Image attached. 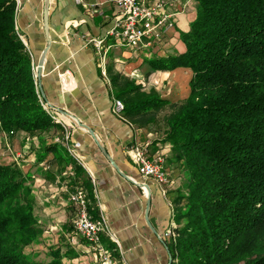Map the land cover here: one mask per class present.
Instances as JSON below:
<instances>
[{
	"label": "trees",
	"instance_id": "obj_1",
	"mask_svg": "<svg viewBox=\"0 0 264 264\" xmlns=\"http://www.w3.org/2000/svg\"><path fill=\"white\" fill-rule=\"evenodd\" d=\"M194 1L195 17L180 34L184 52L150 60L158 69L189 68L188 96L170 103L120 74L110 76L111 93L139 127L170 109L159 141L170 145L164 166L184 175L171 196L179 226L167 240L171 264H264V0ZM15 10L14 0H0V132L56 130L60 141L62 128L38 96ZM56 145L72 167L68 191L82 188L96 217L84 170L60 142L43 148ZM27 179L15 162H0V264H62L58 248L45 260L25 253L41 234ZM102 241L113 257L115 245Z\"/></svg>",
	"mask_w": 264,
	"mask_h": 264
},
{
	"label": "crops",
	"instance_id": "obj_2",
	"mask_svg": "<svg viewBox=\"0 0 264 264\" xmlns=\"http://www.w3.org/2000/svg\"><path fill=\"white\" fill-rule=\"evenodd\" d=\"M163 1L172 13V26L150 44L144 41L136 49L122 47L123 50L107 34L119 15L111 0H19L15 10L17 32L26 43L35 68L38 96L51 116L68 127L70 141L79 144L82 169L93 179L96 212L105 215L117 242L116 246L109 240L116 247L112 264L172 261L167 240L175 226L171 196L176 180L168 176L160 184L141 176L125 152L128 146L146 141L150 152L167 156L170 145L159 142L160 138L128 117L113 114L110 80L111 75L120 74L144 90L153 88L170 103L188 96L189 68L158 69L150 60L184 52L180 34L189 30L195 17V1ZM90 39H102L107 47L103 63ZM62 77L71 89L64 88ZM58 135L56 130L43 136L16 131L9 137L0 132V162H15L27 175L34 216L41 231L25 253L45 260L51 250L58 248L62 264H101L85 242L78 239L77 244L67 243L73 209L64 183L69 181L72 167L57 145L46 151L43 148L60 142ZM67 255H71V261Z\"/></svg>",
	"mask_w": 264,
	"mask_h": 264
},
{
	"label": "built area",
	"instance_id": "obj_3",
	"mask_svg": "<svg viewBox=\"0 0 264 264\" xmlns=\"http://www.w3.org/2000/svg\"><path fill=\"white\" fill-rule=\"evenodd\" d=\"M14 1L17 6L19 0ZM75 1L76 3L81 2V0ZM111 1L118 8L119 15L107 34L114 37L120 46L136 49L144 41H146V44H150L151 41L160 38L172 26V13L169 12L168 3L163 0ZM19 37L27 48L22 37L20 35ZM89 42L94 45L97 53L100 55V62L103 63L105 52L107 51V47L103 45V40L90 39ZM32 70L34 73V66H32ZM66 75L72 79L69 72H66ZM61 82L67 90L72 88L70 83L65 81V78L62 77ZM42 106L48 111L44 103H42ZM112 112L119 118L123 117V103L121 100L113 98ZM52 119L62 128L61 145L73 161L84 169L83 163L77 153L79 144L70 141V131L65 124L59 120H55L53 117ZM125 152L141 176L150 178L160 184L167 181L168 172L164 166L165 155L158 152L151 153L148 142L134 143L128 146ZM68 176L70 179L64 183V187L67 188V197L73 209V217L71 219V229L67 235V243L74 245L80 239L89 246L101 264H112L114 261L112 254L104 246L102 239L107 238L111 242L113 241L114 244H117V242L113 239L108 229L106 217L100 211L97 212L96 217L91 215L88 210L86 195L82 188L75 186L72 191H68L73 171H69ZM89 180L93 186V179L89 178ZM169 234L172 236L173 231L171 230Z\"/></svg>",
	"mask_w": 264,
	"mask_h": 264
},
{
	"label": "rangeland",
	"instance_id": "obj_4",
	"mask_svg": "<svg viewBox=\"0 0 264 264\" xmlns=\"http://www.w3.org/2000/svg\"><path fill=\"white\" fill-rule=\"evenodd\" d=\"M122 47L123 46L119 47L120 50H123L124 48H128V47H124V48H122ZM126 54L127 53L124 52L123 57H126ZM185 79H186V82L189 81L188 78H185ZM188 85H189V89H190V84H188ZM169 112H170L169 107L168 106L164 107L163 109H161L160 111H158L155 114V118L153 119L154 122H152L150 124L148 123L145 127H143V129L148 131V132H151L152 135H155L158 138H162L163 132H164V126H165L164 117ZM149 115L150 114H148L147 116L142 117V118L146 119ZM40 135L41 136L47 135V133H41ZM168 169H169V172H170V178L176 180V186H177L176 188L180 187L183 184V182H184V175H183L182 171L180 170V168H177V167H168ZM183 191H184V189H183ZM180 205H182V204H180ZM175 227H176V225L174 226V228ZM178 227H176V228H178ZM175 231H177V230L174 229L173 232H175ZM175 236H176V232H175ZM67 258H69V261L72 260L71 255H67Z\"/></svg>",
	"mask_w": 264,
	"mask_h": 264
},
{
	"label": "water",
	"instance_id": "obj_5",
	"mask_svg": "<svg viewBox=\"0 0 264 264\" xmlns=\"http://www.w3.org/2000/svg\"><path fill=\"white\" fill-rule=\"evenodd\" d=\"M44 20H45V22H46V15H45V13H44ZM43 59H44V52L42 53V55H41V57H40V60H39V63H38V68H39V69H40V66H41V64H42Z\"/></svg>",
	"mask_w": 264,
	"mask_h": 264
}]
</instances>
